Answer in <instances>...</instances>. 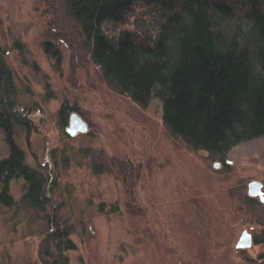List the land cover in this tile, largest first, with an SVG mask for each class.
Listing matches in <instances>:
<instances>
[{"label": "rangeland", "instance_id": "rangeland-1", "mask_svg": "<svg viewBox=\"0 0 264 264\" xmlns=\"http://www.w3.org/2000/svg\"><path fill=\"white\" fill-rule=\"evenodd\" d=\"M0 48L15 90L13 138L47 176L74 244L61 253L68 264H264V204L247 194L251 180L264 188V134L223 158L188 147L157 99L142 107L106 83L64 0H0ZM72 112L87 129L70 136ZM7 153L0 128V159ZM25 186L11 179L14 203L0 209V264H54L62 258L44 238L52 212L25 207ZM242 230L259 242L236 248Z\"/></svg>", "mask_w": 264, "mask_h": 264}, {"label": "trees", "instance_id": "trees-1", "mask_svg": "<svg viewBox=\"0 0 264 264\" xmlns=\"http://www.w3.org/2000/svg\"><path fill=\"white\" fill-rule=\"evenodd\" d=\"M64 8L106 83L142 107L157 99L164 126L188 147L223 158L264 134V0H64ZM131 20V28H120ZM109 26L120 29L110 34ZM14 93L0 48V128L8 148L0 159V209L14 203L9 183L20 177L23 205L52 212L47 176L24 162L13 138ZM65 114L62 106V124ZM46 221L44 238L62 258L54 264H68L61 256L74 248L68 228L55 212Z\"/></svg>", "mask_w": 264, "mask_h": 264}, {"label": "water", "instance_id": "water-1", "mask_svg": "<svg viewBox=\"0 0 264 264\" xmlns=\"http://www.w3.org/2000/svg\"><path fill=\"white\" fill-rule=\"evenodd\" d=\"M87 129L86 122L81 118V116L72 112L69 116L68 125L65 127L66 132L73 136L78 132H85ZM217 165V163L215 164ZM247 194L250 196H259V199L264 203V193L262 190V183L258 180H251L247 186ZM252 243L251 235L247 230H243L239 235L235 246L239 248H244L250 246Z\"/></svg>", "mask_w": 264, "mask_h": 264}, {"label": "flooded vegetation", "instance_id": "flooded-vegetation-1", "mask_svg": "<svg viewBox=\"0 0 264 264\" xmlns=\"http://www.w3.org/2000/svg\"><path fill=\"white\" fill-rule=\"evenodd\" d=\"M70 116V115H69ZM68 122H69V120H68ZM262 190H263V193H264V188H263V186H262ZM248 196H250V195H248ZM250 197H252V198H256V199H258V201L259 202H261V203H263L260 199H259V196L257 195V196H250ZM264 204V203H263ZM243 231V230H242ZM248 231V230H247ZM249 232V231H248ZM250 233V235H251V240H252V243H251V245L253 244V243H257V242H259V239L258 238H256L255 236L253 237V234L251 233V232H249ZM250 245V246H251ZM250 246H248V247H250ZM247 247V248H248ZM236 248H238L239 249V247H236ZM244 248H246V247H244ZM240 249H242V248H240Z\"/></svg>", "mask_w": 264, "mask_h": 264}]
</instances>
